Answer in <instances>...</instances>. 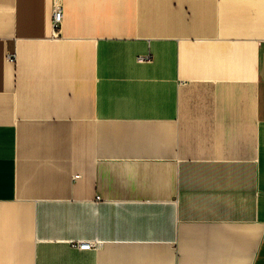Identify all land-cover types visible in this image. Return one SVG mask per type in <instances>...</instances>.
<instances>
[{"label": "crops", "instance_id": "0c3cea01", "mask_svg": "<svg viewBox=\"0 0 264 264\" xmlns=\"http://www.w3.org/2000/svg\"><path fill=\"white\" fill-rule=\"evenodd\" d=\"M0 264H264V0H0Z\"/></svg>", "mask_w": 264, "mask_h": 264}, {"label": "built area", "instance_id": "2783aa9c", "mask_svg": "<svg viewBox=\"0 0 264 264\" xmlns=\"http://www.w3.org/2000/svg\"><path fill=\"white\" fill-rule=\"evenodd\" d=\"M52 21H53L54 31L57 34L61 28V23H62V10L60 6L55 7ZM9 57L11 60H13L11 56ZM139 59L144 60V57H140ZM145 59H149V57H146ZM76 245L81 249H89L94 247L96 244L95 242H77Z\"/></svg>", "mask_w": 264, "mask_h": 264}]
</instances>
